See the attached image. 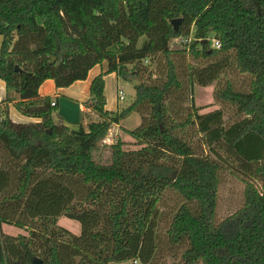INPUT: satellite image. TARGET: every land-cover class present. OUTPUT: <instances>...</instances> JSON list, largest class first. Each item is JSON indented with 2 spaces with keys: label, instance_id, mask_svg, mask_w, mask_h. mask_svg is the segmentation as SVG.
I'll use <instances>...</instances> for the list:
<instances>
[{
  "label": "trees",
  "instance_id": "obj_1",
  "mask_svg": "<svg viewBox=\"0 0 264 264\" xmlns=\"http://www.w3.org/2000/svg\"><path fill=\"white\" fill-rule=\"evenodd\" d=\"M0 36V264H151L168 192L181 202L166 237L182 264H264V0H0ZM174 40L186 49L171 50ZM102 64L84 103L98 120L55 127L56 104L39 87L68 88ZM228 71L248 77L244 90L221 82ZM110 74L138 83L116 113L105 110ZM214 82L221 109L200 114L194 88ZM11 103L36 121L13 123ZM132 114L141 123L123 132L137 148L101 146ZM227 170L244 184L243 203L218 221Z\"/></svg>",
  "mask_w": 264,
  "mask_h": 264
},
{
  "label": "rangeland",
  "instance_id": "obj_2",
  "mask_svg": "<svg viewBox=\"0 0 264 264\" xmlns=\"http://www.w3.org/2000/svg\"><path fill=\"white\" fill-rule=\"evenodd\" d=\"M184 40H174L170 44L171 50L179 51L186 49ZM213 45V43H212ZM188 61V58H187ZM106 70V65L102 64L94 68L85 82H77L75 86L70 88H63L57 90L52 80H46L41 85L38 95L39 97H48L51 101L63 104L61 108L56 107L53 109V114L59 120H61L64 126L69 127L71 130H76L79 126L86 128V126L98 120L95 113L90 117L81 112V104H84L89 96L90 82L97 75L103 73ZM230 79L235 83V87L239 90H244L247 85L248 77L234 74L232 72H226L220 76L221 82ZM217 86V82L207 86H196L193 91V100L197 108L200 109V114L212 112L214 110L221 109L219 103H215L213 99L214 89ZM122 92L123 99L119 100L118 93ZM105 97V110L111 113L119 112L127 108L134 100V89L130 82H126L115 74H110L104 77V91ZM57 97V98H55ZM82 102V103H81ZM183 106H188V102ZM224 119L228 122L233 113L224 108ZM9 119L13 123H29L36 120L28 118L20 114L13 105H9L8 108ZM140 117L137 114L130 115L127 119L122 121L118 126H112L107 133L102 145H111L117 141L124 143V150H134L137 147L134 142L123 132L124 130H133L140 125ZM94 158L98 162L107 161V152L101 149L98 154L94 155ZM231 168V167H229ZM232 172L234 170H231ZM227 170L222 175L221 183L219 185L218 201L216 215L218 221H222L227 217L237 212L243 203V189L244 184L241 182L236 171L234 173ZM181 204L180 199L172 192H168L165 195L164 200L159 205V216L156 224V244L157 250L151 264H182L180 250L172 246L166 237V231L169 227V223L172 216L175 214L177 208ZM58 225L74 235H79L80 226L78 223L71 221L67 218L60 217ZM3 233L10 236L26 235L24 231H20L11 227H4ZM121 264H132L131 262H125ZM139 264V262H137Z\"/></svg>",
  "mask_w": 264,
  "mask_h": 264
},
{
  "label": "crops",
  "instance_id": "obj_3",
  "mask_svg": "<svg viewBox=\"0 0 264 264\" xmlns=\"http://www.w3.org/2000/svg\"><path fill=\"white\" fill-rule=\"evenodd\" d=\"M97 67V66H96ZM96 67H94V68H96ZM93 68V69H94ZM92 69V70H93ZM91 70V71H92ZM90 71V72H91ZM90 72L88 73V75H87V78L84 80V81H82V82H85L87 79H88V77H89V75H90ZM95 78V77H94ZM77 83V82H76ZM76 83H74L73 85L75 86V84ZM90 84H91V82H90ZM73 85H71L70 87H72ZM55 86V85H54ZM41 87V86H40ZM40 87H39V89H40ZM70 87H68V88H70ZM89 87H90V85H89ZM56 88V87H55ZM57 89V88H56ZM57 90H59L60 91V89H57ZM39 91V90H38ZM5 97H6V89H5V84H4V82L3 81H1L0 80V103L5 99ZM11 97H12V99H14V101L12 102V103H14L15 102V100H16V96L15 95H11ZM89 97V96H88ZM41 98H43V97H41ZM55 98H57V97H55ZM88 100V99H87ZM86 100V101H87ZM53 103H55L54 101H52ZM10 104V105H13V104ZM82 103V102H81ZM56 105L54 106V108H56V107H59V108H61V106L63 105V104H61V105H59V103L57 102V103H55ZM81 112L82 113H84L85 115H88V116H90V117H92L93 116V113H92V111L91 110H89V109H87L85 106H84V104H81ZM53 116H54V114H53ZM56 117V116H55ZM58 119V118H57ZM11 120V119H10ZM12 121V120H11ZM60 122H61V120H59ZM27 123V122H26ZM61 124H62V122H61ZM63 125V124H62ZM5 226H2V230H3V228H4Z\"/></svg>",
  "mask_w": 264,
  "mask_h": 264
},
{
  "label": "water",
  "instance_id": "obj_4",
  "mask_svg": "<svg viewBox=\"0 0 264 264\" xmlns=\"http://www.w3.org/2000/svg\"><path fill=\"white\" fill-rule=\"evenodd\" d=\"M171 25H172V27H173V31H174V32H178V28H179V25H180V20H179V19H177V20H173V21L171 22ZM2 44H3V37L0 36V52H1V49H2ZM15 70H16V71H19V68L16 67ZM137 84H138V83H137L135 80H132L131 85H132V88H133V89L136 87ZM52 119H53V124H54L55 127H61V126H62L61 122L59 121V119H57V117L53 116ZM3 121H4V119H2V122H3ZM50 132H51V131H49V133H50ZM34 264H41V263H40L39 260H36V261H34Z\"/></svg>",
  "mask_w": 264,
  "mask_h": 264
},
{
  "label": "built area",
  "instance_id": "obj_5",
  "mask_svg": "<svg viewBox=\"0 0 264 264\" xmlns=\"http://www.w3.org/2000/svg\"><path fill=\"white\" fill-rule=\"evenodd\" d=\"M213 47L216 48V49H218V48H220V45H219L218 42L213 41ZM122 97H123V94H122V92L120 91V92L118 93V98H119V100H122V99H123ZM51 106L53 107V106H54V103H52ZM132 264H137V262L134 261V262H132Z\"/></svg>",
  "mask_w": 264,
  "mask_h": 264
}]
</instances>
